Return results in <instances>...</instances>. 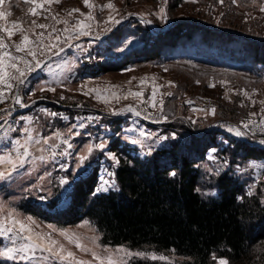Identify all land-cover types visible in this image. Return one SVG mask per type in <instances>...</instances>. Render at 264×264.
Returning a JSON list of instances; mask_svg holds the SVG:
<instances>
[{"label": "trees", "instance_id": "obj_1", "mask_svg": "<svg viewBox=\"0 0 264 264\" xmlns=\"http://www.w3.org/2000/svg\"><path fill=\"white\" fill-rule=\"evenodd\" d=\"M182 3L185 0H172L171 10ZM146 23L130 20L108 35L109 44L102 56L113 50L124 56L118 62H104L99 69L119 71L129 64L159 63L177 71L165 108H170L172 100H176L173 104L179 107V99L186 95L207 94L217 100L221 98L217 90L212 91L203 74L186 66V61L193 57L200 60L199 55H192L194 46L217 47L224 54L238 56L242 64L207 60L238 74L260 73L259 67L264 65V36L242 30L245 25L240 22L228 25L211 17L202 21L199 16L198 19H174L169 13L166 21L152 18ZM132 38L138 39L136 46L126 51L130 45L128 39ZM173 107L167 115L169 120L162 126L164 132L175 133V137L171 136L167 144L152 150L141 149L122 134L125 121L114 116L105 118L113 129L110 149L119 161L115 168V188L97 191L105 157L99 156L100 153L99 160L82 172L73 171V161L70 162L62 173L68 183L54 188L58 197L43 203L24 195L15 201V207L40 222L58 226L89 219L97 227L104 245L175 250L183 256L182 260L172 263L134 259L128 264H217L216 257L226 258L228 264H264L262 196L257 191L250 195L248 173H238L235 169L240 161L264 159V145L234 136L236 130L228 121H234L236 113L227 103L220 102L212 114L219 125L211 128L204 125V131L202 123L208 117L196 118L193 125L184 116L185 110L177 111ZM70 112L72 115L81 113L73 108ZM222 125L226 129L220 128ZM229 128L233 130L229 132ZM88 129L83 132L85 138H91L99 127ZM198 129L199 132L195 131ZM220 133L229 137L227 145L220 141ZM184 134L189 136L184 138ZM212 147L216 148L220 160L229 158L228 168L216 171L205 167L212 168L216 164L210 158ZM58 166L62 172V165ZM172 172L176 175H170ZM5 186L1 187V192ZM0 264L15 263L0 259Z\"/></svg>", "mask_w": 264, "mask_h": 264}, {"label": "rangeland", "instance_id": "obj_2", "mask_svg": "<svg viewBox=\"0 0 264 264\" xmlns=\"http://www.w3.org/2000/svg\"><path fill=\"white\" fill-rule=\"evenodd\" d=\"M90 2L93 5L91 8L87 7L83 0H60L58 3L53 2L51 4H44L42 8L37 9V15H31L29 13V8L35 7V5L29 4L26 0H5L4 4L0 5V11L10 13L6 20L0 21V24H4L11 28L12 23L16 22L22 24L25 30L21 32L17 29L16 34L10 39L7 37V33L0 31V35L5 37L6 43L10 46L8 50L14 55H25V53H17L15 48L12 47L14 43H18L21 40L22 34H27L30 39L36 40L37 34L43 32L45 37L44 42L46 44H57L56 48L45 51L42 55L38 50L37 55V58L41 62L56 60L65 63V68L61 67L60 76L62 77L64 74L69 75H65L63 80H59V83L62 84L61 89H57L54 92L49 90L48 97L57 100V102H55L58 103L57 111L67 109L69 114H71L69 108L81 111L78 115L71 114L69 117L66 113H60L62 116H65L66 121L63 123L67 124L68 136L62 137L63 140L53 145L52 158L45 159L44 169H47L49 174L45 173L42 175L43 172L40 173L38 169L35 168L31 171V167L27 171H31L32 175L29 174L25 176L24 173L26 172L23 166V173L15 174L7 180H0V189L6 185L5 190L3 192L0 191V222H6L8 227L13 228L11 233L0 236V248L15 247L23 249L25 245L32 243V241L26 239L28 235H32L33 239L38 240L40 243H50L51 240L58 241L59 245H63L67 251L75 253L76 260H83L87 262V264H99V261L92 255L93 251L101 257L112 256L113 259L117 261V264H128L134 259H153V254L156 260L169 263L178 262L183 259V256L177 254L175 250L156 251L151 248L134 249L126 245H104L101 243V235L97 227L89 219H84L70 226H58L50 222H40L32 216L22 214L17 210L15 201L24 195L26 198L40 200L43 203H46L49 199L58 197L54 188L61 187L60 181L66 180V177H62V173L65 168L69 167L71 161H73L71 169L73 171L82 172L90 163L94 165L99 160V156L103 155L105 157L102 159L104 162L102 161L99 188L104 186L105 181H108V190L116 187L115 168L117 165L111 158L113 155L116 157V155L110 149V145L113 141L110 135H112L113 129H110L108 124H106L105 118L100 120L97 116H83L85 112L82 114L84 110L89 111V114L96 112L105 107L104 104H110L115 107L121 103H129V107L131 106V108L134 105H138L142 106L144 109H153L156 112L158 118L146 115V111H132V114L136 115L134 119L138 120L139 125L130 127V131L127 130L129 128L127 127L128 125L122 124V134L125 132L128 133V135L126 134L125 136L128 139L130 137L131 139L129 140L131 142L133 140L138 141L136 145L141 147V149L152 150V148L167 144L171 136L175 137V133L164 132L162 126L164 122L169 120L167 115L172 112L174 109L173 106H175L177 111L180 109L185 110L184 116L190 120L192 124L196 118L202 120L208 117V119L202 123L204 131V125L209 128L219 125L216 123V116L212 114L216 112L220 102L227 103L235 109V120H227L229 123L233 124L235 130H239L243 133V135H236L234 132L233 134L235 137L251 142L262 143L264 145V65L259 67L260 73L242 72L243 75L238 74L233 70L218 67L207 61L208 59L210 61L221 59L232 65L242 64V60L238 56H230L229 53L224 54V52L217 47H202L200 49L194 46V53L192 55H199L198 57H200V60H197V57H193L186 61V66H188L190 70L203 74L210 88H212V91L217 90L221 98L219 97L220 99L217 100L216 97L212 98L207 94H199L195 97L186 95L179 99V107L173 104L176 100H172L170 108H168V106L165 108L166 96L173 90V77H175V72L177 73V71H171L169 68L159 64L155 66H153L154 64L137 65V70L126 74L111 70L104 76L108 78L91 84V82L83 81V74H81L82 72L77 62L78 59L75 58L83 57L84 59L86 57V55L82 56V53L87 52L86 45L87 41H89V39L84 37L76 38V35L81 33L80 30L75 28V25L81 20L87 25V27L82 30H85L84 33H87L85 35L90 37L93 34H97L99 37H106L114 30L118 29L123 23L130 20H139L145 25L147 24L146 22L152 18L166 21L169 13L174 19L182 17L187 19H198L199 16L202 18V21H208L209 17H211L213 20L216 19L228 25H232L230 22H240L246 26H242V30L250 31L255 34V36H264V0H223V2H221V0H185V3L175 7L173 10L170 8L172 0H90ZM109 3L113 4L114 7H104ZM230 3H233L234 9H231L232 5H229ZM161 8L164 9V13L160 12ZM72 9H79V11L72 12ZM89 13L92 18H89ZM33 20H35L36 24H46L49 27L46 29L34 27L32 25ZM63 20H67L68 23L64 24L58 22ZM65 28L70 29V31H63ZM53 29H55V31H53ZM56 36L60 37L59 41L55 39ZM128 40L129 42L127 43L133 45L138 39L132 38ZM114 51L115 50L108 52L110 56L109 59L117 57V53ZM73 53H75V55ZM26 58L31 60L30 56ZM109 59L105 57V60H107L106 62L111 61ZM20 67H23V65H20ZM109 78H112V81L109 80L106 82ZM22 79L23 83L15 80L13 86L9 89V94L0 102V124L5 119V122L2 124L8 122L14 124L11 128H9L8 124V128L6 127L7 130L5 129L6 131L1 129L0 136H3V139H6V133L9 129L13 132L15 130L23 131V124L15 129L16 123L12 120L17 116L15 110L24 109L27 104L38 106L41 100V98L38 99L36 91L31 96L32 88H28V82L25 80V77ZM108 86L111 88V93H107V96L97 93L94 89L101 87L106 90ZM133 89L142 92L143 95L139 97L132 96L126 99L125 95L130 97V93ZM39 90H41V87H39ZM44 90L45 89H43L42 92ZM153 92H155V96H153ZM39 95H42V93ZM17 96L21 98L20 103H16ZM109 98L116 101H108ZM30 100L33 101L31 103L26 102ZM187 101L198 103H193L194 105L189 107ZM91 105L94 106V109L91 107L89 108ZM15 106L16 109L13 111V107ZM39 108L42 109V107ZM39 108L37 112L43 111L39 110ZM213 109L215 110L214 112ZM19 112L21 113V111ZM137 113L139 114L137 115ZM140 113L143 115L142 117ZM60 114L57 115V118L62 119ZM41 115L44 114L39 113L37 116H30V118L34 119ZM217 117V119H219L218 114ZM78 122H80V125L84 124L86 126L78 129L76 126ZM127 122L128 119H125V124H127ZM31 123L33 124L30 126V131L37 135L35 129L38 124L34 122ZM102 124L105 125L101 126ZM245 124H247L248 127H244ZM198 125L200 126V124ZM86 127L87 130H89L88 127H99V129L96 130L91 138H85L86 136L83 134V129ZM12 128L15 130H12ZM220 128L226 129L224 125ZM139 129H142V131H139ZM199 130L200 129L195 131L199 132ZM188 136V134L183 135L184 138ZM219 137H221L220 141L225 145L229 143V137L226 134L220 133ZM64 141L70 143L72 147L69 148ZM100 143L105 144V148L102 150L96 147V145ZM89 146L92 147L91 153L88 152ZM210 152V158L216 164H213L212 168H208L207 165H205L207 169L221 171L230 166L231 163L228 157L224 160H220L221 157L217 156L218 153H215L216 148H210ZM81 155H86L88 157L82 163L79 161ZM64 157L66 160L63 159ZM60 163L63 164L62 172L58 170L60 169L58 168ZM240 163L241 164L235 166V169L238 173H248V192L252 194L257 191L258 194L262 196L261 200L264 204V167H253V165L264 166V159H248L246 162L240 161ZM44 164L40 163V166L43 167ZM207 164L210 166V163ZM34 166H36L35 163ZM69 186L70 185H68L67 188H69ZM27 194L31 195L26 196ZM13 220H18L26 224L32 229V232H20L19 225H13ZM61 230L77 234L85 247L92 251L84 252L77 248L75 244L70 243L64 236L60 235ZM93 238H95V241H93ZM121 248L132 253H145V255L126 256L123 252L118 251V249ZM20 255L31 258L20 260ZM16 257L17 258L14 260H2L14 262L15 264H17V262H21L22 264H60V261L56 260L50 253L44 252L39 248L18 252L16 253ZM44 257L49 258L44 259ZM161 257H163V259H161ZM220 259H224L228 262L224 257H216L217 264H219ZM64 264H73V262L65 261Z\"/></svg>", "mask_w": 264, "mask_h": 264}, {"label": "crops", "instance_id": "obj_3", "mask_svg": "<svg viewBox=\"0 0 264 264\" xmlns=\"http://www.w3.org/2000/svg\"><path fill=\"white\" fill-rule=\"evenodd\" d=\"M84 31L85 30H80L81 34H77L76 38L84 37V38L89 39V41H87V45H86V51L87 52L82 53V56L86 55V57L84 59H83V57L82 58L81 57H75V58L78 59L77 62L79 64L81 72H82V73L81 72L80 73L83 74L82 75L83 81L91 82V84H93L97 81H101L104 78H108V77H104V76H106L107 73H109V71H101L99 69V67L104 62L107 61V60H105V57L107 59H109V57H110L108 55V52H106L105 55L102 56V53H104V51H106V47L109 44L107 42L108 35L106 37L105 36L99 37L97 34H93L90 37V36H86L84 34ZM96 31H99V30H96ZM95 36H97V37H95ZM135 46L136 45L131 44L130 46L127 47L126 51L133 49ZM73 54L75 55V53H73ZM123 56L124 55L121 52L119 55H117V57L109 59V60H111V62H118V61H121L123 59ZM150 64H154L153 66H155L159 63H157V64L156 63H150ZM136 66L137 65L129 64L127 67L119 70L118 73L126 74V73L133 72L134 70H137ZM61 67L65 68V63H62L61 61H56V60L50 61V62L44 61V62H41V66L39 68L35 69L32 72L27 73L24 76L25 80H27V82H28V85H27L28 88H32L31 89V96L36 91V93L38 95V99L41 98V100H40L38 106L33 105V104H31L32 105L31 106V105L27 104V106L25 105L24 109L22 108L20 110H18V109L15 110L17 116H15L12 119L16 123L15 129L19 125L23 124V131H21V130L17 131L14 128H12V130L14 129L15 131L13 132L9 129V131H7V133H6V139H3V136H0V155H11L13 160H17V164H16L15 168H13V166L7 162H5L4 164H0V172L4 173V178L0 179L1 181L7 180L8 178L12 177L15 174L23 173V166L25 168L24 171L26 172V173H24L25 176H28L29 174H31V171L34 168L38 169V172H40V173L43 172L42 175H44L45 173L49 174L47 169H44L45 168L44 167L45 166V164H44L45 159H47V158L49 159L50 157L52 158L53 145H55L59 141L63 140L62 137L68 136L67 124L63 123L66 121L65 116H62L60 114L61 112L63 114L65 109L57 111L58 110V107H57L58 103H55V102H57V100H55L51 97H48L49 90L55 89V91H56L57 89H61L62 84L59 83V80H63V77L65 75H68V74L63 73L64 75L62 77L60 76L61 75ZM82 68H83V71H82ZM111 79L112 78L107 79L106 82H108ZM122 79H119V80H122ZM14 82H15V80L11 81L12 85ZM118 82H120V81H118ZM138 85H139V83H138ZM0 87H3L4 97L7 94H9L10 88H8L6 86H0ZM39 87H41V90H39ZM43 89H45V90L42 92ZM94 89L97 91V93H99L101 95H105V96H107V93H111V88H109V86L106 89L107 91L101 87H97ZM52 92H54V91H52ZM135 92H138V91L136 89H133L131 91V93H135ZM41 93H42V95H39ZM132 96L133 95H130V97H128V95H125L126 99L131 98ZM32 101L33 100L26 101V102L31 103ZM108 101H116V100L109 98ZM127 102H128V100H127ZM104 106L105 107L101 108L100 110H97L96 112H92L90 115L97 116L100 120L102 118H110L111 116H114L113 118L122 119L123 121H125V119H128L127 124H125V122H123V125H126V126L128 125L127 127H129V128L127 130H129V131L131 130L130 127L135 126V125H139L138 120L134 119V117L136 115L132 114V111H129V103H126V104L121 103L120 105L115 106V107L113 105H110V104H104ZM39 107H42V109H40ZM90 107L94 109V106L91 105V106H89V108ZM38 108H39V110H43V111L37 112ZM19 111H21V113ZM69 111H70V108H69ZM84 112H85V114H89V111H87V110H84L82 112V114H84ZM39 113H42L44 115H41V116L36 117L34 119L30 118V116H37ZM54 114H55V116H54ZM59 114H60V116H62V119L57 118V115H59ZM67 115L71 116V114H69V113ZM5 120H3V122H5ZM17 120H19V121H17ZM31 122L38 124L37 128L35 129L37 135H35L34 133H32L30 131L31 130L30 126L33 124ZM2 123L0 124V131H1V129L5 130L8 124H9V128H11L14 125L11 122L4 123V124H2ZM103 125H105V124H102L101 126H103ZM76 126L79 129V128H84L86 125H84V124L80 125V122H78V123H76ZM25 128H27L29 130L27 133L24 131ZM73 128L76 129L75 127H73ZM83 130H84L83 132L87 131V127ZM139 131H142V129H139ZM126 134L128 135V133L125 132L124 135H126ZM29 136L32 137V139L30 141L28 140ZM129 139H131V138L129 137ZM16 141H20V144L17 145ZM25 145H27V146L25 147ZM17 149H19V153H21V154L24 153L25 151H27L28 155L27 156H20V158L18 159ZM41 156L45 157V159L41 160L40 159ZM30 158H32L34 160H32ZM20 159L23 160L22 164L20 163ZM34 163L36 166H34ZM40 163L44 164L43 167L40 166ZM60 164L63 166L62 163H60ZM31 167H32L31 171L28 172L27 170ZM33 174H35V173H33ZM36 174H38V173H36Z\"/></svg>", "mask_w": 264, "mask_h": 264}, {"label": "snow or ice", "instance_id": "obj_4", "mask_svg": "<svg viewBox=\"0 0 264 264\" xmlns=\"http://www.w3.org/2000/svg\"><path fill=\"white\" fill-rule=\"evenodd\" d=\"M5 0H0V5H3ZM31 5H35V7H30L29 8V13L31 15H37V9L42 8L44 4H51L53 2H60V0H26ZM84 4L91 8L93 5L91 4L90 0H83ZM223 2V0H221ZM104 7L108 8H113L114 5L109 3L105 5ZM72 12H78L79 9H72ZM161 13H164V9L161 8L160 10ZM71 14V13H69ZM10 15V13H6L4 11H0V21L6 20L7 16ZM55 18V17H54ZM89 18L91 17V14L89 13ZM64 24H67V20L63 21H58ZM118 22V21H117ZM32 25L34 27H38L40 29H46L49 26L46 24H36L35 20L32 21ZM87 25H85L84 21L81 20L79 21L76 25L75 28L78 30H82ZM19 29L21 32H24L25 30L22 27V24L13 22L11 28L7 27L4 24H0V31L7 33V37L10 39L14 34H16V30ZM55 31V29H53ZM63 31L67 32L70 31V29L65 28ZM84 34H87L86 32ZM70 38V37H69ZM55 39L59 41L60 37L56 36ZM45 37L44 33L40 32L37 34V39L32 40L30 39L29 35L27 34H22L21 40L18 43H14L12 47L15 48V51L17 53H25V55H14L12 52H10L9 49V44L6 43L5 37L0 35V86H6L8 88H11L13 85L11 83L12 80H16L20 83H23V77L29 73L34 71L35 69L39 68L41 66V61L37 58L38 55V50L40 51V54H44L45 51L54 49L57 47V44L51 43V44H46L44 42ZM30 56L31 60L27 59L26 57ZM20 65H23V67H20ZM52 91H55V89H51ZM133 96H142V92H135V93H130ZM153 96H155V92H153ZM4 98V91L3 87H0V102L3 101ZM21 98L19 96L16 97V103H20ZM155 106V105H153ZM129 111H135L134 109L129 107ZM215 110L213 109V112ZM139 113H137L138 115ZM244 127H248L247 124L244 125ZM232 128H229V131H232ZM24 131L27 133L29 130L27 128L24 129ZM236 135H243L239 130H236ZM32 139L31 136L28 137V140L30 141ZM133 143H138V141L133 140ZM64 143L67 144L69 148L72 147L70 143L67 141H64ZM16 144L19 145L20 141H16ZM27 145H25L26 147ZM97 148L99 149H104L105 144L100 143L96 145ZM92 147L89 146L88 152L91 153ZM18 153V159L20 156H27L28 153L25 151L24 153H19V149H17ZM88 157L86 155H81L79 157V161L82 163L84 160H86ZM117 164L119 161L116 159V157L113 155L111 157ZM41 160H44L45 157L41 156ZM5 162L11 164L13 168L16 167L17 160H13L11 155H0V164H4ZM20 163H23V160L20 159ZM253 167H264V166H257L253 165ZM170 175L175 176L176 173L172 172ZM4 178V173L0 172V179ZM68 181L67 180H61V184H66ZM114 184V182H113ZM97 191H108V181L104 182V186H101L100 188L97 189ZM251 195V193H249ZM43 198V197H42ZM13 225H19V230L20 232H27L31 233L32 229L28 227L26 224L18 221V220H13L12 221ZM13 231L12 227H8L6 222H0V236L7 235ZM60 235L64 236L70 243L75 244V246L79 249H81L84 252H89L92 251L91 249L85 247V245L81 242L80 237L77 236L75 233H69L67 231H60ZM28 241H32V243L27 244L24 246L23 249H18L15 247H7V248H0V259H6V260H14L16 259V253L22 252V251H27L28 249L32 248H39L44 252L50 253L56 260L60 261V264H64L65 261H70L73 262V264H87V262L83 260H76L75 253L72 251H67L63 245H59L58 241L51 240L50 243L44 242L40 243L38 240H34L32 235H28L26 237ZM39 239V238H38ZM93 241H95V238H93ZM119 252H123L126 256H144L145 253H132L130 251H127L125 249H118ZM92 255L94 258H96L99 261V264H117V261L113 259L112 256H107V257H101L94 251L92 252ZM31 257H25L23 255L19 256L20 260L24 259H30ZM49 257H44V259H48ZM152 258L155 259V255H152ZM163 259V257H161ZM219 264H228V262L224 259L219 260Z\"/></svg>", "mask_w": 264, "mask_h": 264}, {"label": "built area", "instance_id": "obj_5", "mask_svg": "<svg viewBox=\"0 0 264 264\" xmlns=\"http://www.w3.org/2000/svg\"><path fill=\"white\" fill-rule=\"evenodd\" d=\"M187 103H188V106L190 107L191 105H194V104H196L198 102L195 103V102H189V101H187ZM17 106H18V104H17ZM14 109H16V106L13 107V111H14ZM132 109H134L135 111H142V112L146 111L145 112L146 115H148L150 117H153V118H158L156 112L153 109H144L142 106H138V105H134L132 107ZM64 113H67L68 114V111L65 109L64 110ZM140 115H141V117L143 116L141 113H140ZM83 116H91V115L90 114H84ZM143 118H145V117H143Z\"/></svg>", "mask_w": 264, "mask_h": 264}]
</instances>
